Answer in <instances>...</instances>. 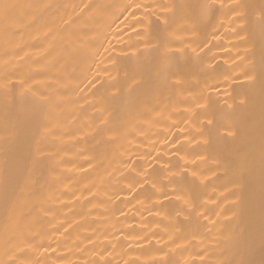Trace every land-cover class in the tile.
I'll return each mask as SVG.
<instances>
[{"label":"bare ground","instance_id":"1","mask_svg":"<svg viewBox=\"0 0 264 264\" xmlns=\"http://www.w3.org/2000/svg\"><path fill=\"white\" fill-rule=\"evenodd\" d=\"M0 264H264V0H0Z\"/></svg>","mask_w":264,"mask_h":264},{"label":"snow or ice","instance_id":"2","mask_svg":"<svg viewBox=\"0 0 264 264\" xmlns=\"http://www.w3.org/2000/svg\"><path fill=\"white\" fill-rule=\"evenodd\" d=\"M4 7L6 8V7H7V5H4Z\"/></svg>","mask_w":264,"mask_h":264}]
</instances>
